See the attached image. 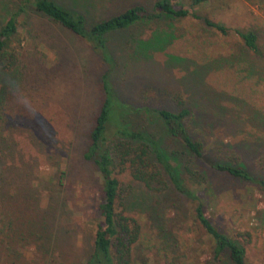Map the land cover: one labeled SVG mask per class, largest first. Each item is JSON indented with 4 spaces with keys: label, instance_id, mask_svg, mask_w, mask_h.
<instances>
[{
    "label": "rangeland",
    "instance_id": "1",
    "mask_svg": "<svg viewBox=\"0 0 264 264\" xmlns=\"http://www.w3.org/2000/svg\"><path fill=\"white\" fill-rule=\"evenodd\" d=\"M56 1L83 13L88 25L137 4L151 11L154 2ZM17 2L0 0V23L18 10ZM194 9L226 26L228 35L201 20L164 17L113 33L107 45L116 61L110 72L114 90L134 107L173 109L169 95L189 100L194 92L189 73L213 59L238 54L241 43L233 30H250L261 53L248 58L258 71L253 77L241 80L240 66L234 65L220 70L213 66L200 78L213 90L242 99L249 106L245 118L264 116V0H210ZM149 40L157 48L148 58L136 57L143 48L139 43ZM11 46L19 66L0 108V264H85L100 223L102 180L83 154L102 101L105 65L86 42L30 6L18 15V35ZM35 110L40 117L32 118ZM154 121H148V128H158ZM244 127L245 135L255 132L248 122ZM239 129L235 124L215 130L213 138L234 145L230 151L241 155L237 147L244 145L238 143L246 136L236 135ZM160 132L166 147L181 148ZM260 136L248 138L251 161L264 154V134L262 143ZM113 176L120 186L117 211L140 227L133 264H217L208 236L194 220V206L183 195L170 184L151 192L128 170L115 169ZM182 177L201 198L213 225L245 245L247 263L264 264V191L222 173H210L205 187L188 182L186 174Z\"/></svg>",
    "mask_w": 264,
    "mask_h": 264
},
{
    "label": "trees",
    "instance_id": "2",
    "mask_svg": "<svg viewBox=\"0 0 264 264\" xmlns=\"http://www.w3.org/2000/svg\"><path fill=\"white\" fill-rule=\"evenodd\" d=\"M182 1L154 0L151 11L143 4L133 5L117 15L88 25L83 13L66 9L56 0H18V10L8 18L4 17L6 20L0 23V108L9 89L15 85L19 57L11 44L18 35V15L28 6L86 42L105 65L106 69L100 76L102 101L89 133V145L83 154L84 159L95 166L102 180L98 205L100 223L85 264H133L135 261L140 227L134 219L117 211L120 186L113 176L115 169L119 172L128 170L134 180L143 183L151 192H162L170 184L194 206V220L212 244L213 260L217 264H248L245 245L213 225L204 213L201 198L188 186L182 174L188 176V182L205 187L210 173H222L264 191V154L254 161L248 156L252 150L248 138L260 133L258 141L262 143L264 116L252 113L245 118V107L249 106L242 99L226 90L215 91L200 78L213 66L220 70L234 65L240 66L241 80L253 77L258 71L248 58L250 55L261 56L257 35L250 30H233L241 43L239 53L213 59L189 73L194 84L193 98L190 96L187 100L180 95H169L167 100L174 105L173 109L134 107L120 98L111 82L110 72L116 61L107 45V38L113 33L164 17L201 20L221 35H228L230 30L226 26L199 15L194 9L210 0H189V6H183ZM140 44L143 48L136 51V57L148 58L149 52L157 48L150 40ZM170 59L176 60L174 57ZM148 97L145 93L144 98ZM150 119L155 120L152 123L158 128H148ZM247 122L253 125V134L245 135L244 124ZM235 124L240 127L236 135L246 136L238 143L244 145L243 148L237 147L241 155L230 151L234 145L224 146L217 137L213 138L215 130L220 133L222 128ZM160 131L165 137L177 141L181 148L166 147ZM230 155L234 157L232 160Z\"/></svg>",
    "mask_w": 264,
    "mask_h": 264
},
{
    "label": "clouds",
    "instance_id": "3",
    "mask_svg": "<svg viewBox=\"0 0 264 264\" xmlns=\"http://www.w3.org/2000/svg\"><path fill=\"white\" fill-rule=\"evenodd\" d=\"M31 110V109H30ZM41 116V113H40V111L39 110H35L34 111V114H33V116H32V118H36V117H40ZM46 123V122H45Z\"/></svg>",
    "mask_w": 264,
    "mask_h": 264
}]
</instances>
